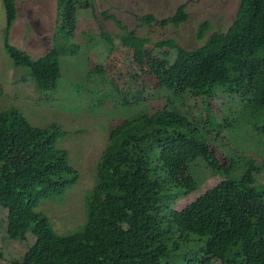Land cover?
<instances>
[{"label": "trees", "instance_id": "1", "mask_svg": "<svg viewBox=\"0 0 264 264\" xmlns=\"http://www.w3.org/2000/svg\"><path fill=\"white\" fill-rule=\"evenodd\" d=\"M2 1L4 49L13 67L26 69L39 90L57 88L62 60L78 49L76 11L93 10V0H56L53 46L36 59L8 43L17 9L14 0ZM187 19L182 4L160 25L178 27ZM139 20L156 23L152 15ZM117 26L120 46L158 89H182L205 101L202 118L167 107L112 127L86 196L85 222L59 235L36 208L78 180L61 146L64 133L55 124L32 126L11 106L0 112V206L16 217L18 238L33 237L20 264H264V187L254 184L255 164L223 148L219 160L211 149L224 131L251 126L264 133V0H239L225 32L208 34L209 23H201L196 38L204 44L193 50ZM98 37L112 52V37L103 30ZM220 99L232 100L231 119L208 104ZM199 158L223 180L178 212L172 205L198 187L188 169Z\"/></svg>", "mask_w": 264, "mask_h": 264}, {"label": "rangeland", "instance_id": "2", "mask_svg": "<svg viewBox=\"0 0 264 264\" xmlns=\"http://www.w3.org/2000/svg\"><path fill=\"white\" fill-rule=\"evenodd\" d=\"M14 1L17 18L8 43L32 59L44 56L53 46L56 0ZM182 4L188 16L184 24L160 25ZM238 5L239 0H93V10L77 9L75 14L72 42L78 47L76 55L62 60L57 88L43 91L35 87L26 69L13 67L5 52V10L0 0V112L11 106L32 126L57 125L64 133L61 146L68 152L69 164L79 174L62 197L42 200L36 208L47 217L57 234L73 233L84 224L86 196L94 186L96 166L112 127L126 118L167 107H175L195 121L202 118L204 100L190 97L182 89H158L154 80L142 73L131 51L120 46L117 36L122 30L117 23L152 42L173 39L183 49L193 50L204 44V40L196 38L198 26L208 22V34L225 32ZM145 15H152L156 23L151 26L141 23L139 19ZM100 30L112 37V52H105L97 42ZM132 73L139 78L133 80ZM208 104L217 116L231 119V99ZM229 133L224 131L221 140L213 142L211 149L215 157L222 159L223 148L249 158L256 167L252 172L254 184L264 187V133L251 126L238 127ZM188 170L199 184L195 191L172 205L178 212L223 180L212 174L201 158L192 162ZM15 223L11 210L0 206V264H20L33 243L31 233L19 238L20 235H15ZM161 249L162 245L156 251Z\"/></svg>", "mask_w": 264, "mask_h": 264}]
</instances>
